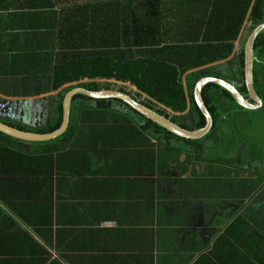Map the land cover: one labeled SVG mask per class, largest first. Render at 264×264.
<instances>
[{
  "label": "crops",
  "instance_id": "crops-1",
  "mask_svg": "<svg viewBox=\"0 0 264 264\" xmlns=\"http://www.w3.org/2000/svg\"><path fill=\"white\" fill-rule=\"evenodd\" d=\"M129 1L0 0V100L18 103L8 105V120L43 126L47 118L38 111V105L49 102L55 107L58 95L66 88L105 81L84 78L53 91L55 76L66 67L75 71L77 60L98 47L111 50L118 29L120 46L125 50L131 46L127 35L133 25L137 26V38H148L149 19L159 24L154 30L153 49H177L182 55L178 61L190 63L192 48L205 52L219 45L221 36L227 37L229 32L225 31L231 29L227 13L238 2ZM215 1L221 19L212 22ZM251 26L247 19L228 59L186 72V91L187 77L194 72L229 62L234 73L238 72ZM135 50L138 53L141 49ZM207 56L202 55V59ZM230 69L221 71V79L230 78ZM232 83L240 85L239 80ZM49 97L56 99L51 102ZM33 104L34 122L30 119ZM2 109L0 106V112ZM0 117L6 118L1 113ZM130 141L131 146L115 149L80 144L74 155L68 151L71 142H79L77 138L58 143L57 168L48 177L53 183L51 195L40 180L35 188L44 192L37 200L28 194L33 187L31 179L11 174L10 164L0 167V233L12 234L5 238L11 246L7 254L31 259L33 248L21 244L18 237L26 233L46 251L40 253L47 257L46 264H264V214L240 219L236 210L210 198L203 182L192 183L189 178L191 183L186 184L188 168H161L155 140L156 168L146 169L145 147L137 146L140 141ZM0 142L26 154L41 149L13 139L0 137ZM88 143L98 142L89 139ZM260 205L264 209V203ZM51 222L53 225L48 226ZM28 242V238L23 241Z\"/></svg>",
  "mask_w": 264,
  "mask_h": 264
},
{
  "label": "trees",
  "instance_id": "trees-1",
  "mask_svg": "<svg viewBox=\"0 0 264 264\" xmlns=\"http://www.w3.org/2000/svg\"><path fill=\"white\" fill-rule=\"evenodd\" d=\"M129 2L131 4L133 0ZM218 7V2L215 1L212 7V22H217L218 19H221L217 16V13L221 11ZM227 14L230 15V17L226 18L227 24L231 28L227 32L225 31V33L229 32L227 37L221 36L218 39L219 45L214 46L213 49L204 50L205 52L192 48L193 57H191L190 63L178 61V58L182 55L177 49L172 50L173 52L170 51L171 47L166 46L161 49H153V46H155L152 44L154 30L157 31L159 24L151 19L146 22L147 31L145 33L149 35L146 39L143 37L137 38L139 37L137 36V26H132L131 31L127 35L131 46L126 50L120 46L121 37L120 29H118L114 31V45L111 50L107 49L105 51L103 46L98 47L96 51L87 56L85 55L84 59L81 57V60H77L75 71L70 67H66L63 73L59 72L55 76L52 90L58 91L65 84L79 82L84 78L105 80L104 82L91 81L66 88L58 95V101L52 109L53 115H49L46 123L41 128L30 127L8 120V105H18V103H10L3 100H0V106L3 107L0 113L6 116V120L0 117V121L23 131L41 134L52 133L58 130L63 123V100L69 91L76 88H83L88 91L110 90L114 89L111 81H116L130 84L137 89L135 95L129 92L126 86L120 87L119 91L132 96L135 100H139L143 105L155 110L160 115L171 118L172 122L181 128L189 131L202 129L206 126V118L194 98L195 86L201 79L206 77L221 79L220 73L225 68L231 67L230 78L223 80L228 82H237L239 80L238 90L246 99H249L244 79V51L240 55V70L236 73L233 71L232 62L194 72L187 77V91L183 84V76L190 70L206 67L228 59L233 53L234 43L238 39L246 20L249 19L252 22V26L249 28L250 34L257 26L264 23V0H238ZM206 40L212 41L210 38ZM138 42L139 46H137ZM159 43L156 46L159 47ZM137 47L141 49L138 53L135 50ZM201 54L208 56L202 59ZM255 57V88L264 103V31L257 37ZM68 74H71V76L67 77L69 76ZM258 88H260V91ZM53 98L49 97L47 100L52 102ZM203 99L213 117L214 125L206 137L193 141L182 139L172 134L146 119L119 99L94 100L78 94L73 99L70 126L65 134L49 142L33 143L41 147V149H34L30 154L8 149L0 142V167H8L7 164H10L11 174L16 175V177L22 176L31 179L33 187L28 194H30L32 200H37L41 192H44V190L40 191L39 188H35L40 183V180H42V186L50 190L49 195H51L53 183L48 177L52 176L54 169L57 168V154L60 150L56 145L63 143L70 137L77 138L79 142L70 143L72 147L68 151L69 155H74L75 149L80 144L83 147H89L90 145L97 146L99 149L103 146H108L115 149L120 145L124 147L131 146L130 140L132 139L140 141L141 144L137 146L141 147L143 145L145 147L146 169L156 168L157 156L154 148L158 142L157 145L161 154V168L164 165L169 168L177 167L178 165H181L184 169L188 168L189 175L186 177V184L191 183L189 178H191L192 183L203 182L205 187L209 188L210 198L221 200L226 205V208L236 210V216L240 219L253 216L257 218L258 215L264 214V209L260 207V203H264V167L263 165L258 167L260 166L258 165L254 167L256 172L252 177L247 175V169L244 168V165L248 164L245 160L246 155H251L260 164V160L257 159L256 155L253 154V150L250 149L254 145L253 141L248 138H239V141H233L236 132L232 127L231 120L223 119L218 112L217 104L220 100H230L236 105L238 104L227 90L216 84H208L205 87ZM160 105L164 106V108ZM238 107L240 106L238 105ZM240 108L243 109L242 107ZM0 137L22 142L1 132ZM89 139H95L98 143L89 144ZM153 140L157 142L154 144ZM59 155L63 157L65 154L60 153ZM2 198L4 197L2 196ZM36 213L37 210H33V214L36 215ZM47 225L52 226L53 224L51 222L47 223ZM257 226L259 227L258 224ZM37 233H40L39 230H37ZM2 234L0 233V239L2 240L0 264L47 263V257H43L40 254H45L46 251L26 233H20L18 237L22 240L21 244L27 246L30 244L29 248H33L31 254H29L31 259L7 254V248L11 246L9 245V240H5V238L11 237L12 234ZM27 235L28 237H24ZM19 238L13 239L17 241ZM26 238L30 242L23 243ZM54 263L56 264L55 261Z\"/></svg>",
  "mask_w": 264,
  "mask_h": 264
},
{
  "label": "water",
  "instance_id": "water-1",
  "mask_svg": "<svg viewBox=\"0 0 264 264\" xmlns=\"http://www.w3.org/2000/svg\"><path fill=\"white\" fill-rule=\"evenodd\" d=\"M263 31H264V23L257 26L254 29V31L249 35L244 47V54H245L244 79H245V85L248 91L249 99H246L242 95V93L238 90L237 86L234 83L225 81L223 79H219L215 77H206L201 79L196 84L194 89V98L200 111L204 114L206 118V126L202 129L194 130V131L183 129L174 122H172L171 118H167L163 115H160L155 110H151L145 105H143L140 101L135 100L132 96L123 93L117 89H110V90L102 89L100 91H88L83 88H76L69 91L64 97L63 123L58 130L47 134L34 133V132H28L14 128L0 121V132L14 139L28 143L49 142L55 140L67 132L71 121L73 99L76 95L82 94L94 100L119 99L124 103H126L127 105H129L135 111L140 113L146 119L154 122L155 124L159 125L160 127L166 129L167 131L171 132L172 134L182 139L193 140V141L203 139L210 133L214 125L213 117L209 112L203 99V91L208 84H216L227 90L234 98L235 102L244 109L255 110L263 106L264 103L257 93V90L255 88V79H254V63L256 61L255 43L257 37ZM51 115H53V113H51Z\"/></svg>",
  "mask_w": 264,
  "mask_h": 264
},
{
  "label": "rangeland",
  "instance_id": "rangeland-1",
  "mask_svg": "<svg viewBox=\"0 0 264 264\" xmlns=\"http://www.w3.org/2000/svg\"><path fill=\"white\" fill-rule=\"evenodd\" d=\"M258 89L260 91V88ZM217 105L220 117L232 122V127L236 132L233 141L237 142L239 138L252 140L253 144L257 146L252 145L250 149L253 150V154L256 155L257 159L260 160L259 163L264 167V104L261 108L255 110L241 109L230 100H220Z\"/></svg>",
  "mask_w": 264,
  "mask_h": 264
},
{
  "label": "flooded vegetation",
  "instance_id": "flooded-vegetation-1",
  "mask_svg": "<svg viewBox=\"0 0 264 264\" xmlns=\"http://www.w3.org/2000/svg\"><path fill=\"white\" fill-rule=\"evenodd\" d=\"M35 107H36V104H33V106H32L33 111L30 115V119L32 122L35 121V116H34L35 111H36ZM52 107H53V105L49 102L45 103L43 107L41 105L37 106L38 111L39 112L41 111L44 114L45 118H47V119L49 118L50 112L52 111ZM245 160H246V162H248V164H245L244 168L247 169V171H246L247 175L252 177L254 175V173L256 172V169L254 167H256L258 165H260L258 167H261V164H258L257 161L254 159V157H252L251 155H246Z\"/></svg>",
  "mask_w": 264,
  "mask_h": 264
},
{
  "label": "built area",
  "instance_id": "built-area-1",
  "mask_svg": "<svg viewBox=\"0 0 264 264\" xmlns=\"http://www.w3.org/2000/svg\"><path fill=\"white\" fill-rule=\"evenodd\" d=\"M111 82H112L113 85H114V89L119 90L120 87H122V86H126V87H128V91H129V92H132L133 95H135V94L137 93V90H136L133 86H131L130 84H124V83L116 82V81H111ZM116 85H117V86H116ZM138 101H139V100H138Z\"/></svg>",
  "mask_w": 264,
  "mask_h": 264
}]
</instances>
